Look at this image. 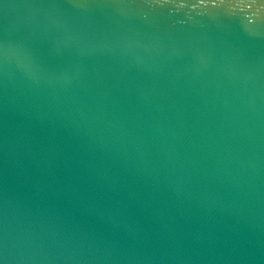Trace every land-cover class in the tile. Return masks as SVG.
<instances>
[{"label": "water", "instance_id": "water-1", "mask_svg": "<svg viewBox=\"0 0 264 264\" xmlns=\"http://www.w3.org/2000/svg\"><path fill=\"white\" fill-rule=\"evenodd\" d=\"M0 264H264V0H0Z\"/></svg>", "mask_w": 264, "mask_h": 264}]
</instances>
